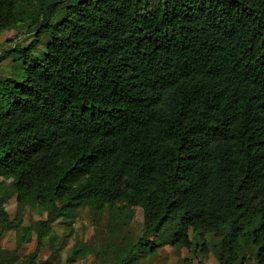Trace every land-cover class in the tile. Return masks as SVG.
<instances>
[{"label": "trees", "instance_id": "1", "mask_svg": "<svg viewBox=\"0 0 264 264\" xmlns=\"http://www.w3.org/2000/svg\"><path fill=\"white\" fill-rule=\"evenodd\" d=\"M21 23L29 45L0 51L23 65L0 81V177L47 213L34 250L16 262L0 243V264H36L78 206L140 210L141 235L106 264H137L168 228L186 249L226 228L218 264L245 245L264 264V0H0V33Z\"/></svg>", "mask_w": 264, "mask_h": 264}, {"label": "rangeland", "instance_id": "2", "mask_svg": "<svg viewBox=\"0 0 264 264\" xmlns=\"http://www.w3.org/2000/svg\"><path fill=\"white\" fill-rule=\"evenodd\" d=\"M28 23L12 26L11 30L0 33V51L19 45L25 48L31 41L32 31L27 29ZM45 39L37 44L33 53L41 54ZM11 53L0 59V81L16 76L23 68L22 59ZM8 180L0 177V197L5 198L4 209L12 224L7 229L0 225V243L9 253L17 250V261H20L35 248L34 229L40 220L46 218V209L34 203L19 208L14 202ZM51 232L45 238L36 264H66L74 251V258L68 264H106L117 255L118 248L136 242L141 235L142 217L139 209H135L132 218H124L119 214L111 221L108 211L93 213L87 206H78L67 216H59L50 223ZM29 229V236L18 245V237ZM223 228L220 234L190 232L191 247L184 248L172 242L171 230L166 229L162 235L154 238L155 251L138 253L137 264H218L212 248L226 233ZM202 245L205 251L202 250ZM242 264H254V250L245 245L240 253ZM4 264H12L7 259Z\"/></svg>", "mask_w": 264, "mask_h": 264}]
</instances>
